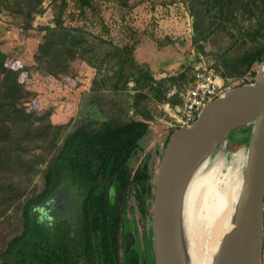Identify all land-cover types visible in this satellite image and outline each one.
I'll return each mask as SVG.
<instances>
[{"label": "trees", "instance_id": "16d2710c", "mask_svg": "<svg viewBox=\"0 0 264 264\" xmlns=\"http://www.w3.org/2000/svg\"><path fill=\"white\" fill-rule=\"evenodd\" d=\"M76 1L83 13L85 8H93L91 0ZM190 1L196 15L205 9L236 28L241 27L242 17L249 22L247 28L252 29L247 33L250 41L264 39V0ZM42 4V0H0V13L7 10L24 17L26 29H30L35 15L42 12ZM43 31L44 39L35 57L38 71L57 78L67 73L72 59L81 58L101 69L105 59L110 58L109 63L117 68L108 83L115 90L125 89L133 78L139 85L145 82L144 86L155 91L159 100L172 98L167 99L171 86L166 87V80L155 81L149 71L138 65L131 47L111 44L105 58H101L96 56L97 49L83 28L65 27L59 18L55 27L48 26ZM7 61L8 55L0 50V219L14 206H22L23 231L0 247V264H120L112 234L105 230L112 228L116 235L121 231V236L129 231L124 215L131 198L143 215L149 216L148 163L142 161L132 172L128 162L148 132L150 113L139 111L136 105L143 120L118 115L100 122H81L67 133L68 126L53 124L50 113L29 111L27 103L32 93L20 80L24 69L10 68ZM236 62L233 71L240 75L256 63H263L264 42L245 50ZM221 75L225 80L228 77ZM102 82L106 85L107 79ZM98 88L95 85L93 90ZM100 102L96 95L89 103L97 106ZM253 126L234 131L231 139L240 140L237 137L242 133L248 145ZM37 176L44 180L38 194L29 189ZM70 190L78 196L72 219L47 215L52 218L48 222L38 218L39 212L44 215L59 208V201ZM124 264H136L134 251L125 254Z\"/></svg>", "mask_w": 264, "mask_h": 264}, {"label": "rangeland", "instance_id": "374dc122", "mask_svg": "<svg viewBox=\"0 0 264 264\" xmlns=\"http://www.w3.org/2000/svg\"><path fill=\"white\" fill-rule=\"evenodd\" d=\"M42 1V12L35 15L30 29H26L24 17L7 10L0 13V50L8 55L7 65L10 68L24 69L20 80L32 93L27 103L29 111L50 113L53 124L68 126L67 133L72 132L81 122H100L118 115L126 119L143 120L138 108L141 112H149L151 118L148 121V132L140 140L139 148L128 162V168L134 172L142 161L148 163L151 175L149 186L152 188L149 193L151 209L161 157L175 131L168 124L164 105L170 100L171 103L179 100V93L189 83L195 67L200 64L212 65L219 73L228 74L226 90L248 84L245 78H255L253 72L256 73L260 64L256 63L243 75L233 71L234 66L245 50L263 43L264 39L259 38L257 43H252L247 35L252 29L247 28L249 22H244L242 17L241 27L236 28L216 18L213 12L207 13L205 9L196 15L191 9L190 0H91L93 8H85V13L76 0H65V5L64 0ZM59 18L65 27L83 28L97 49L95 54L98 57L105 58L111 44L119 48L131 47L132 57L138 65L149 71L155 81L166 80V87L171 86L167 99L174 92L176 95L168 101H161L155 91L144 86L145 82L141 86L133 78L128 80L125 89L115 90L108 83V78L113 77L117 68L109 63L110 58L105 59L101 69L81 58L72 59L67 73L57 78L38 71L35 57L44 39L43 29L55 27ZM89 55L92 57L93 54ZM105 79L106 85L102 82ZM95 85L99 87L98 91L93 90ZM96 95L101 102L97 106H90V100ZM138 95L141 97L137 101ZM237 138L241 140L242 133ZM240 140L231 139L230 135L214 159L215 162L213 160L208 165L209 169H205L202 174L218 166L217 175L222 178L231 171V174L241 179L248 145ZM43 187L44 180L37 176L29 189L38 194ZM75 194L70 190L59 201V208L44 215L39 212L38 218L48 222L52 218L47 215L72 219L74 203L78 199ZM22 210V206L16 205L0 219V247L22 233ZM125 215L130 220L131 231L137 234L140 249H143L146 221L133 198L129 200ZM109 229L105 232H111L113 248L118 249L121 255V231L116 235L112 228Z\"/></svg>", "mask_w": 264, "mask_h": 264}, {"label": "water", "instance_id": "95a60500", "mask_svg": "<svg viewBox=\"0 0 264 264\" xmlns=\"http://www.w3.org/2000/svg\"><path fill=\"white\" fill-rule=\"evenodd\" d=\"M250 124H254L253 131L228 227L205 264H263L264 62L253 83L225 91L201 110L193 125L171 134L158 167L151 205L156 264H203L194 255L188 231L190 186L230 135ZM134 240L132 231L125 235L126 253Z\"/></svg>", "mask_w": 264, "mask_h": 264}, {"label": "bare ground", "instance_id": "6f19581e", "mask_svg": "<svg viewBox=\"0 0 264 264\" xmlns=\"http://www.w3.org/2000/svg\"><path fill=\"white\" fill-rule=\"evenodd\" d=\"M203 170L192 182L187 198L188 231L191 235L194 255L205 264L210 261L227 230L241 179L236 174H231V171L222 178L217 175L218 166L213 167L206 174H202Z\"/></svg>", "mask_w": 264, "mask_h": 264}, {"label": "built area", "instance_id": "2783aa9c", "mask_svg": "<svg viewBox=\"0 0 264 264\" xmlns=\"http://www.w3.org/2000/svg\"><path fill=\"white\" fill-rule=\"evenodd\" d=\"M245 79L248 83L255 80L252 76ZM227 88L226 80L216 68L207 64L198 65L192 80L179 93V102L168 101L164 105L169 126L175 130L190 127L196 122L201 110L227 91ZM175 95L176 92L169 97Z\"/></svg>", "mask_w": 264, "mask_h": 264}, {"label": "flooded vegetation", "instance_id": "af4514ba", "mask_svg": "<svg viewBox=\"0 0 264 264\" xmlns=\"http://www.w3.org/2000/svg\"><path fill=\"white\" fill-rule=\"evenodd\" d=\"M149 188V187H148ZM149 195V193H148ZM150 199V197H149ZM148 199V206H149V200ZM139 213L142 215V218L146 221V228H145V232L143 233L144 234V237H145V245L143 247V249L141 250L140 249V242L138 241V237H137V234L133 232L134 234V245H132L131 249H130V252L131 251H134L135 252V260H136V264H156L155 263V256H154V248H153V233H152V225H151V209L150 207H148L149 209V216H145L143 215V213L141 212V210H139V208L137 207ZM127 223L128 227H129V231L128 232H131V227H130V220L127 218L126 215H124V225ZM123 225V226H124ZM122 231H124V228L122 229ZM127 232V233H128ZM126 233V234H127ZM123 233V235L121 236V255H120V258H121V261H120V264H124V257H125V247H124V238H125V235Z\"/></svg>", "mask_w": 264, "mask_h": 264}, {"label": "crops", "instance_id": "0c3cea01", "mask_svg": "<svg viewBox=\"0 0 264 264\" xmlns=\"http://www.w3.org/2000/svg\"><path fill=\"white\" fill-rule=\"evenodd\" d=\"M191 80H192V77H191L190 81H191ZM190 81H189V82H190ZM170 102H171V100H170ZM177 102H179V100H178ZM177 102H175V103H177Z\"/></svg>", "mask_w": 264, "mask_h": 264}]
</instances>
